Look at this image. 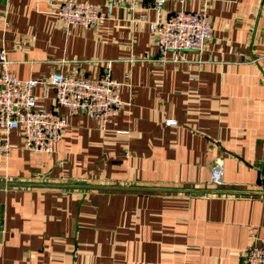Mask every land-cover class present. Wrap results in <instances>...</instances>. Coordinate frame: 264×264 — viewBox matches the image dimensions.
Wrapping results in <instances>:
<instances>
[{
    "label": "crops",
    "instance_id": "0c3cea01",
    "mask_svg": "<svg viewBox=\"0 0 264 264\" xmlns=\"http://www.w3.org/2000/svg\"><path fill=\"white\" fill-rule=\"evenodd\" d=\"M200 7L167 0L157 12L140 0L83 27L45 0H0V50L15 76L109 68L126 101L104 127L60 106L67 125L50 152L11 132L0 264H245L264 236V0H208L204 49L160 56L149 21ZM35 93L55 107L51 86ZM217 154L220 186L208 182Z\"/></svg>",
    "mask_w": 264,
    "mask_h": 264
},
{
    "label": "built area",
    "instance_id": "2783aa9c",
    "mask_svg": "<svg viewBox=\"0 0 264 264\" xmlns=\"http://www.w3.org/2000/svg\"><path fill=\"white\" fill-rule=\"evenodd\" d=\"M51 12L66 26L93 27L110 17L115 6L134 8L140 0H104L103 8L89 0H45ZM158 12L167 0H148ZM184 2L186 0H178ZM199 9H177L165 18L149 21V31L155 36L158 53L176 54L183 50L202 51L211 37L212 28L207 11L208 0H200ZM141 14L140 19H144ZM8 59L0 50V163L11 149L10 134L20 130L23 147L32 152H50L61 139L67 125L66 116L58 109L66 107L71 113L83 112L98 120L102 127L126 101L120 95L121 82L107 68L97 77L54 71L47 77L19 78L8 69ZM51 86L55 93V107L38 105L35 87ZM167 124H176L168 118ZM264 182V175L260 176ZM211 185L225 183L223 158H213L209 181ZM245 264H264V236L256 237L244 251Z\"/></svg>",
    "mask_w": 264,
    "mask_h": 264
}]
</instances>
